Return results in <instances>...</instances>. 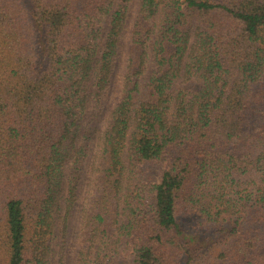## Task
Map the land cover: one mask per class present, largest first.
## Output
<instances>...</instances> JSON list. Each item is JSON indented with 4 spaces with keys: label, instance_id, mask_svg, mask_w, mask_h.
I'll use <instances>...</instances> for the list:
<instances>
[{
    "label": "trees",
    "instance_id": "1",
    "mask_svg": "<svg viewBox=\"0 0 264 264\" xmlns=\"http://www.w3.org/2000/svg\"><path fill=\"white\" fill-rule=\"evenodd\" d=\"M90 139L73 264H206L193 212L216 264H264V0H0V264H51Z\"/></svg>",
    "mask_w": 264,
    "mask_h": 264
},
{
    "label": "rangeland",
    "instance_id": "2",
    "mask_svg": "<svg viewBox=\"0 0 264 264\" xmlns=\"http://www.w3.org/2000/svg\"><path fill=\"white\" fill-rule=\"evenodd\" d=\"M117 79L118 74L117 72L113 75V81L109 88V95L108 100L106 101V105L103 108V112L101 113V117L97 120L96 124L99 128L103 129L106 125L107 116H108V109L110 107L111 101L117 95ZM199 82L196 81H189L182 84V87L188 89H197L199 87ZM89 120V117L85 119V122ZM88 155L84 161L82 171L80 173V180L78 185V192L76 198V205L73 209L71 216L68 218L67 221L61 220L59 226L56 231L55 241H56V252H54V257L52 259L51 264L58 263V254L63 253L64 256L62 258V264H73L77 249V235L80 232L81 226V211L83 208L88 206L92 195H93V186H92V170H91V163L94 152L96 150V140L90 139L88 141ZM167 162H159L153 161L146 165L145 172H144V181L149 185L152 186L153 184L157 183L165 168H167ZM249 215L246 214L244 219H239L244 229L250 226L252 223L249 222L248 219ZM197 218L200 219L199 215L196 212H193L192 215L190 214H182L181 215V222L185 226L186 233L188 234L191 232L193 236H196V240L193 242L192 247H201L204 246L200 251L196 252L198 254V259L201 262L206 264H216L218 262L217 255L220 250L224 248V245L221 244V240L217 239L216 242L213 243L214 240L207 239L204 235L201 234L204 230H208L206 223L202 222L200 225L197 223ZM264 231V226L261 227ZM208 236L212 237L213 234H207ZM206 243V244H205ZM212 243V244H211ZM211 244V245H210ZM208 245V246H207ZM207 246V247H206ZM63 250V252H59ZM113 261L115 264H132V252H119L118 258L113 257ZM60 262V261H59ZM59 264V263H58Z\"/></svg>",
    "mask_w": 264,
    "mask_h": 264
}]
</instances>
